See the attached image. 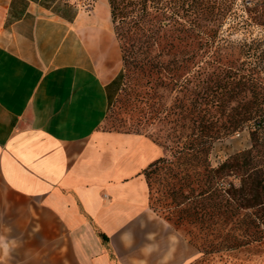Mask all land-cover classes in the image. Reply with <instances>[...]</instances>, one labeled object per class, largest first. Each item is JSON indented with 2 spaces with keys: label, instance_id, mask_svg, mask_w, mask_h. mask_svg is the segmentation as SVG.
Masks as SVG:
<instances>
[{
  "label": "crops",
  "instance_id": "obj_1",
  "mask_svg": "<svg viewBox=\"0 0 264 264\" xmlns=\"http://www.w3.org/2000/svg\"><path fill=\"white\" fill-rule=\"evenodd\" d=\"M2 20L0 236L18 263L189 264L190 242L151 206L162 147L99 130L116 80L100 70L109 0H8Z\"/></svg>",
  "mask_w": 264,
  "mask_h": 264
},
{
  "label": "trees",
  "instance_id": "obj_2",
  "mask_svg": "<svg viewBox=\"0 0 264 264\" xmlns=\"http://www.w3.org/2000/svg\"><path fill=\"white\" fill-rule=\"evenodd\" d=\"M109 4L123 61L118 78L126 79L128 101L138 111L139 124L165 149L145 170L150 201V178L162 174L163 196L170 200L166 205L181 207L178 222L190 218V226L199 228L198 234L190 230V241L204 254L226 247L225 240L214 243L207 237L215 234L220 220L224 226L234 216L240 218V233L231 236L234 247L262 244L264 161L255 153L259 142L252 135L249 149L217 166L211 159L227 137L247 129L255 133L253 123L260 111L255 106L257 84L241 73L236 48L226 50L219 42L224 7L219 0ZM206 229L210 232L197 243Z\"/></svg>",
  "mask_w": 264,
  "mask_h": 264
},
{
  "label": "rangeland",
  "instance_id": "obj_3",
  "mask_svg": "<svg viewBox=\"0 0 264 264\" xmlns=\"http://www.w3.org/2000/svg\"><path fill=\"white\" fill-rule=\"evenodd\" d=\"M64 1L75 2L77 0ZM7 2L8 0H0V28ZM219 3L225 9L219 42L226 50H229L231 46L236 48V56L241 73L250 75L257 84V91L260 94L255 106L260 111L253 123L256 130L255 133L251 134L250 130L247 129L227 137L214 149L211 159L217 166L218 162H223L229 159L230 156L249 149L253 143L252 135H254L260 144L255 149L257 159L264 161V146L262 145L264 144V0H219ZM118 45L115 39L113 51L108 55L109 59L103 61L102 67H100L101 72L108 75L109 80L114 78L116 80L110 86L111 96L108 112L99 130L103 132L140 133L150 136L147 129L142 124H139L140 117L136 107L128 101L129 94L126 79L118 78L123 68L122 55ZM246 98L248 100L251 99L252 93L246 94ZM162 150L163 154H165L163 147ZM162 177L163 175L160 174L150 178L151 203L159 215L190 242V250L192 249L193 253L190 252L189 264H264V242L260 245H251L249 247H234V238L231 236H238L240 233V230L237 229L240 221L238 216H234L224 226H221L222 220H218L219 224L213 231L215 234L207 237L209 242L213 241L214 243L225 240L226 247L216 253H202L190 241V230L198 234L200 232L199 228L190 226V218L178 222L177 213L180 212L181 207L175 208V204L166 205L170 200L163 196L165 186ZM231 179L233 180L234 178L232 177ZM234 181L238 186L239 181L236 179ZM170 211L173 213L170 214ZM206 232L209 233L210 231L208 232L207 229L203 232L201 231L197 243H201L206 238ZM214 237L217 239L215 240ZM10 244L16 247L14 241L12 240L11 242L10 237L0 236V248L2 249L0 251V261L3 264H19L18 259L23 253L12 251ZM227 246H233L234 248H227ZM36 255L38 256L39 253ZM35 262L37 261L35 260Z\"/></svg>",
  "mask_w": 264,
  "mask_h": 264
},
{
  "label": "built area",
  "instance_id": "obj_4",
  "mask_svg": "<svg viewBox=\"0 0 264 264\" xmlns=\"http://www.w3.org/2000/svg\"><path fill=\"white\" fill-rule=\"evenodd\" d=\"M93 6H94V3L92 2V1H89L88 3H86V9L87 10H90V9H92L93 8Z\"/></svg>",
  "mask_w": 264,
  "mask_h": 264
}]
</instances>
